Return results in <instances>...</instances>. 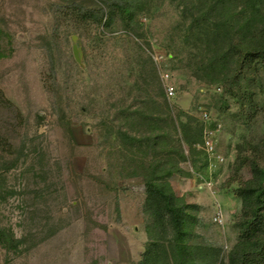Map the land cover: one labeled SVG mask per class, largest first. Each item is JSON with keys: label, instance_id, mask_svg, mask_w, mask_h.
Returning <instances> with one entry per match:
<instances>
[{"label": "rangeland", "instance_id": "1", "mask_svg": "<svg viewBox=\"0 0 264 264\" xmlns=\"http://www.w3.org/2000/svg\"><path fill=\"white\" fill-rule=\"evenodd\" d=\"M94 1L0 0V229L20 241L0 264H176L150 181L188 206L185 243L230 264L264 138V66L232 44L264 0H132L127 19Z\"/></svg>", "mask_w": 264, "mask_h": 264}, {"label": "trees", "instance_id": "2", "mask_svg": "<svg viewBox=\"0 0 264 264\" xmlns=\"http://www.w3.org/2000/svg\"><path fill=\"white\" fill-rule=\"evenodd\" d=\"M131 2L132 0H107L100 8L105 14L107 6L117 8L124 19H127L131 11ZM102 21L105 25L110 24V20L105 21L104 16ZM232 49L237 53L239 60L258 59L264 66V28L248 33L240 41L234 42ZM203 140L204 138L201 140L202 146ZM242 165L248 169L251 176L236 189V194L242 201V211L236 221L240 237L231 247L228 259L230 264H264V138L259 146L253 147L250 153L242 156ZM169 188L168 184L148 182L146 206L156 215L157 222L168 221L177 232L176 264H215L213 252L203 253L204 248L194 249L183 240L186 235L188 206L180 204ZM19 243L11 229H0V244L3 247L18 251ZM207 249L217 251L215 248ZM196 251L199 252V256H195Z\"/></svg>", "mask_w": 264, "mask_h": 264}, {"label": "built area", "instance_id": "3", "mask_svg": "<svg viewBox=\"0 0 264 264\" xmlns=\"http://www.w3.org/2000/svg\"><path fill=\"white\" fill-rule=\"evenodd\" d=\"M166 93L169 97L173 96L175 94V88L172 85H168L166 87ZM201 116H203V119L205 121H208V123L213 124V120H210L211 119L210 112L208 110H206L205 112H201ZM214 125H215L214 127L212 126L207 130V134L205 135L203 140V148L209 153H213L215 151L216 149L215 137H217V135L223 129L222 128L223 125L221 122H215ZM218 217H219L218 218L219 222L222 221V211H219Z\"/></svg>", "mask_w": 264, "mask_h": 264}]
</instances>
